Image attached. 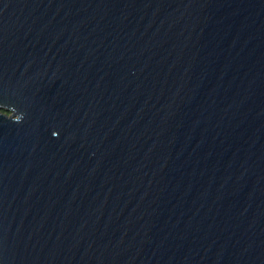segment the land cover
<instances>
[{
  "label": "water",
  "instance_id": "water-1",
  "mask_svg": "<svg viewBox=\"0 0 264 264\" xmlns=\"http://www.w3.org/2000/svg\"><path fill=\"white\" fill-rule=\"evenodd\" d=\"M0 264H264V0H0Z\"/></svg>",
  "mask_w": 264,
  "mask_h": 264
}]
</instances>
